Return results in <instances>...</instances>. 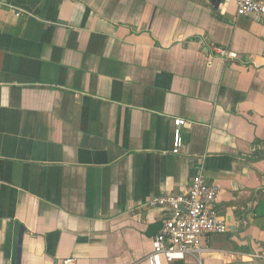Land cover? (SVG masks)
Masks as SVG:
<instances>
[{
  "label": "crops",
  "instance_id": "1",
  "mask_svg": "<svg viewBox=\"0 0 264 264\" xmlns=\"http://www.w3.org/2000/svg\"><path fill=\"white\" fill-rule=\"evenodd\" d=\"M199 173L227 225L201 263L264 264V21L234 0H0V264H147L169 215L149 201Z\"/></svg>",
  "mask_w": 264,
  "mask_h": 264
},
{
  "label": "built area",
  "instance_id": "2",
  "mask_svg": "<svg viewBox=\"0 0 264 264\" xmlns=\"http://www.w3.org/2000/svg\"><path fill=\"white\" fill-rule=\"evenodd\" d=\"M234 1L238 16H253L264 21V0ZM212 50L221 58L236 57L235 53L222 47L213 46ZM186 124L183 118L173 119L172 152L175 154L180 152L183 142L181 127ZM218 194V185L206 183L199 173L192 177L185 190L165 193L151 199L150 207L163 209L169 215L152 238L151 251L144 261L147 264H169L192 255L198 258L197 264H202L201 254L205 249L199 245L200 239L227 231L226 222L215 206ZM251 256L260 257L256 254ZM72 262V259H65L61 264Z\"/></svg>",
  "mask_w": 264,
  "mask_h": 264
},
{
  "label": "trees",
  "instance_id": "3",
  "mask_svg": "<svg viewBox=\"0 0 264 264\" xmlns=\"http://www.w3.org/2000/svg\"><path fill=\"white\" fill-rule=\"evenodd\" d=\"M172 263V262H171ZM174 264H182L181 260H177L173 262Z\"/></svg>",
  "mask_w": 264,
  "mask_h": 264
}]
</instances>
